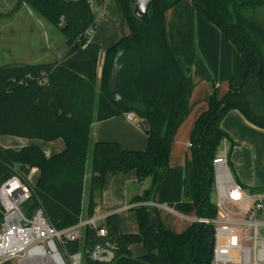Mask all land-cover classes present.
I'll return each instance as SVG.
<instances>
[{"label": "trees", "instance_id": "16d2710c", "mask_svg": "<svg viewBox=\"0 0 264 264\" xmlns=\"http://www.w3.org/2000/svg\"><path fill=\"white\" fill-rule=\"evenodd\" d=\"M118 1L130 33L105 51L99 76L101 47L90 40L96 29L90 0H20L61 32L68 50L62 59L46 64L0 66V137L32 142L20 150L0 145V185L14 175L28 183L30 172L37 169V182L28 183L32 198L23 208L27 214L42 209L53 227L64 230L78 224L84 213L95 216L108 175L134 172L139 182L150 177L151 188L131 202L138 233L123 234L117 214L107 216L102 224L119 246L111 264H212L214 225L194 222L178 234L162 225L157 231L149 223L150 211L157 216L158 212L145 205L154 199L170 170L172 146L188 117L195 89L167 40V12L184 0H154L146 24L134 16L137 0ZM192 1L197 12L235 46L246 65L242 84L231 86L221 99L213 94L191 133L184 196L194 205L197 219L211 220L217 217L212 200L214 161L224 141L230 142V149L235 145L221 126L224 119L238 111L264 130V118L253 112L244 95L253 81L264 93V21L256 12L264 4L263 0ZM247 10L254 14L246 15ZM128 114L140 128L144 121L149 124L144 151L93 141L96 123ZM58 139L64 149L51 156L36 143ZM244 188L264 192V187ZM1 220L0 216V224ZM99 241L88 228L81 241L65 249L76 253ZM134 244L145 246L141 258L132 257Z\"/></svg>", "mask_w": 264, "mask_h": 264}, {"label": "built area", "instance_id": "2783aa9c", "mask_svg": "<svg viewBox=\"0 0 264 264\" xmlns=\"http://www.w3.org/2000/svg\"><path fill=\"white\" fill-rule=\"evenodd\" d=\"M128 119L135 121L132 114ZM190 147V146H189ZM46 155L49 154L46 152ZM28 176V183L35 185ZM14 175L0 185V264H82L85 259L111 264L119 246L102 228V218L81 215L78 224L57 230L42 209L27 214L24 205L32 198L31 185ZM216 197L215 219L195 222L215 228L212 264H264V192H249L237 182L229 167V151L224 141L214 161ZM130 205L125 210H131ZM147 206L159 207L150 203ZM93 229L100 241L76 253L67 244L83 239L86 229Z\"/></svg>", "mask_w": 264, "mask_h": 264}, {"label": "crops", "instance_id": "0c3cea01", "mask_svg": "<svg viewBox=\"0 0 264 264\" xmlns=\"http://www.w3.org/2000/svg\"><path fill=\"white\" fill-rule=\"evenodd\" d=\"M0 10L1 13L2 10L3 12L9 11L11 19H15L16 21L26 17L35 16V12L25 3L20 4V0H0ZM166 19L167 40L169 45L179 60L184 74L191 77L192 79L193 72H191L188 67H186V60L190 58L192 53L193 44L191 38L193 37L195 30V23H198L199 44H201V40H203L204 43H207L210 45V47H214L221 56H235L234 45L225 38L223 33L217 27L209 23L207 19H203L200 14L196 12V8L192 0H184L173 9L169 10L167 12ZM129 33L130 31L124 36H127ZM25 34L28 36H33L35 34L34 28L32 27V29L25 30ZM11 35L19 36L20 33L13 31ZM43 44L45 48L46 46L47 48H50L49 44L46 45L45 42ZM31 47L32 46L28 43L27 50L30 51ZM103 59L104 56H100L99 76L101 75L102 71ZM235 87L238 88L239 85ZM244 95L253 112L257 116L264 118V93L260 90L257 82H251L245 89ZM206 101L207 98L205 101L195 106V120L193 122V126L198 116L207 109L208 104ZM135 123V121L129 120L127 115H121L103 122L96 123L93 127L92 139L93 141L117 142L125 150L144 151L147 148L148 137L145 133V130L138 127ZM221 126L228 133L231 141L235 143L232 149H230V142L227 141L229 151V167L231 169L232 175L233 172L236 175L235 180L248 188L264 187V130L248 122L238 111L230 112L224 119ZM192 129L193 127L179 128L175 137V142L178 138L182 137L186 133L187 140L182 145V149H179L178 147L172 148L170 163L171 171L169 170L170 173L168 172L165 176V179L158 191V196L156 194L151 202L145 203V205H148L154 202L155 204L160 205L159 207L155 208L157 212L159 209H164L170 211L171 213L177 214L174 209L169 208L170 205L183 206L185 202H188L184 196L183 180L185 160L187 156L190 155L189 146ZM40 142L41 141H38L36 143L44 150ZM31 143V141H25L23 144H19L18 146L12 148L20 150L22 147ZM47 143L51 144L52 146L53 142ZM56 149V152L53 153H51L50 150L45 151L49 154V156H51L61 152L64 149V146L62 148L61 146L57 145ZM174 171H176L177 175L180 174V180L173 179L172 175ZM35 174L36 179H38L39 171H36ZM134 179H137V176L134 172L117 176H107V185L105 188H103L102 196L98 202L99 206L95 214L96 216L102 218L101 223H104L107 216L117 214L118 212L116 211H120L122 209L125 210L127 206L132 205L130 203L129 205L126 204V206L119 208L116 203L112 202V198H115L117 202L118 197H120V192H124L126 189L125 187L130 181ZM108 198L110 200L109 204L107 201ZM85 209L86 204L84 203V210ZM127 211L131 212L132 210ZM196 220L197 218L190 224H186L184 229L163 226L165 229L178 234L184 232ZM119 228L123 234H136L139 231L138 226L136 231L126 233L122 230V225L120 222ZM262 230H264V228ZM146 252L147 251L145 248L143 256L146 254Z\"/></svg>", "mask_w": 264, "mask_h": 264}, {"label": "rangeland", "instance_id": "374dc122", "mask_svg": "<svg viewBox=\"0 0 264 264\" xmlns=\"http://www.w3.org/2000/svg\"><path fill=\"white\" fill-rule=\"evenodd\" d=\"M90 1L96 18V29L91 33L90 40L100 45V56L102 57L106 49L124 37L130 31V28L118 0ZM253 12L252 10H247L245 14L251 16L254 14ZM256 12L258 13L259 20L264 21V6L259 7ZM200 16L206 19L202 14ZM32 27L34 28L35 34L33 36L26 35L25 30L32 29ZM13 31L19 32L20 35L12 36ZM191 41L193 48L190 58L186 60V67L193 72V81L196 87L189 104L188 117L182 124V128L193 127L195 106L205 101L206 98V103L209 105L210 98L213 94L218 99L223 98L231 86L236 88L235 86L242 84L246 73L245 62L235 46L234 57L232 55L223 57L214 47H210L203 40L199 44L198 23H195V30ZM44 42L46 45L49 44L50 48H47V46L45 48ZM28 43L32 46L30 51L27 50ZM65 43L66 39L61 32L39 14L35 13L34 17L30 16L16 21L15 19H11L9 11L3 12L2 10L1 13L0 10V66L46 64L60 60L68 50ZM98 71H100V62ZM186 140L187 133L178 138L172 148L178 147L182 149V145ZM25 141L27 140L13 137H0V145L10 148L23 144ZM40 143L44 150H50L51 153L56 152L57 145L62 148L64 146V142L61 139L54 141L52 146L47 142ZM88 172L89 170H87V174ZM172 176L173 179L180 180V174L177 175L176 171L173 172ZM233 176L236 178L234 172ZM30 179L33 183H36L35 172L31 174ZM88 181L87 177L86 202L88 200L89 190ZM106 185L107 181L105 182L104 188ZM151 186L152 178L150 177L144 179L142 182L134 179L125 187L124 192H120V197H118L117 202L115 198H112V202L116 203L119 208L126 206V204L129 205L134 197L143 195ZM213 190L215 191V183ZM212 200L214 202L216 201L214 194H212ZM107 201L109 204V198ZM149 207L156 208L154 206ZM169 208L174 209L177 214L164 209L158 210L159 219L165 227L184 229L186 224H190L197 218L196 209L192 203L185 202L183 206L170 205ZM116 212H118L119 222L124 232L130 233L138 229L137 217L134 211L130 212L122 209ZM260 232L264 236V230L261 229ZM130 250L132 257L141 258L145 251V246L143 244H134ZM82 264L86 263L83 262Z\"/></svg>", "mask_w": 264, "mask_h": 264}, {"label": "water", "instance_id": "95a60500", "mask_svg": "<svg viewBox=\"0 0 264 264\" xmlns=\"http://www.w3.org/2000/svg\"><path fill=\"white\" fill-rule=\"evenodd\" d=\"M154 0H137L135 7H134V16L141 21L142 23L146 24L149 22V11L153 4ZM143 129L148 130L149 124L147 121L142 123ZM151 228L156 229L159 231L161 229L162 223L159 217L153 212L150 211V223Z\"/></svg>", "mask_w": 264, "mask_h": 264}]
</instances>
